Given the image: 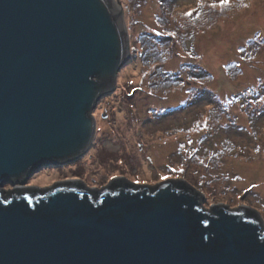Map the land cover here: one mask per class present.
Listing matches in <instances>:
<instances>
[{
  "label": "water",
  "instance_id": "water-1",
  "mask_svg": "<svg viewBox=\"0 0 264 264\" xmlns=\"http://www.w3.org/2000/svg\"><path fill=\"white\" fill-rule=\"evenodd\" d=\"M130 53L119 0H0V264H264L261 208L189 177L24 184L87 151Z\"/></svg>",
  "mask_w": 264,
  "mask_h": 264
},
{
  "label": "rangeland",
  "instance_id": "rangeland-1",
  "mask_svg": "<svg viewBox=\"0 0 264 264\" xmlns=\"http://www.w3.org/2000/svg\"><path fill=\"white\" fill-rule=\"evenodd\" d=\"M119 2L131 53L91 111L92 144L24 184L189 177L203 205L264 214V0Z\"/></svg>",
  "mask_w": 264,
  "mask_h": 264
},
{
  "label": "snow or ice",
  "instance_id": "snow-or-ice-1",
  "mask_svg": "<svg viewBox=\"0 0 264 264\" xmlns=\"http://www.w3.org/2000/svg\"><path fill=\"white\" fill-rule=\"evenodd\" d=\"M221 3H227V0H221Z\"/></svg>",
  "mask_w": 264,
  "mask_h": 264
}]
</instances>
